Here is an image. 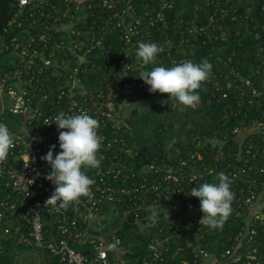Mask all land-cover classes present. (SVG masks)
<instances>
[{"label":"trees","instance_id":"obj_1","mask_svg":"<svg viewBox=\"0 0 264 264\" xmlns=\"http://www.w3.org/2000/svg\"><path fill=\"white\" fill-rule=\"evenodd\" d=\"M104 1L30 0L9 25L17 0H0V74L12 68L7 57L17 56L11 40L31 39L28 51L50 60L43 94L53 101L67 91L77 68L78 85L61 108L85 100L84 108L95 103L90 112L101 106L110 113L98 130L103 141L76 144L89 167L111 165L123 175V183L113 182L126 191L123 203L105 207L113 215L107 228L114 225L123 242V264H264V225L242 202L260 164L249 159L245 174L231 176L259 138L253 125L264 124V0ZM40 108L44 115L62 111ZM40 119L32 124L41 126ZM26 127L0 110V133ZM0 154H7L1 139ZM89 167L65 172L90 175ZM168 171L179 185L163 179ZM3 180L0 199L11 194ZM196 214L205 220L200 230L191 223ZM16 219L0 221V264H14L25 246ZM155 240L164 261L151 258ZM232 248L237 261L224 255ZM45 255L46 264H57Z\"/></svg>","mask_w":264,"mask_h":264},{"label":"built area","instance_id":"obj_2","mask_svg":"<svg viewBox=\"0 0 264 264\" xmlns=\"http://www.w3.org/2000/svg\"><path fill=\"white\" fill-rule=\"evenodd\" d=\"M29 3L30 0H17L18 11L9 25L15 22L16 17L22 14L23 8ZM104 5L110 7L112 1L105 0ZM19 39H12L10 43L17 55V58L11 60L12 68L0 74V110L5 111L3 98L7 97L10 100L8 112L23 118L27 127L25 132L4 128L0 133V139L7 152L6 155L0 154V177L4 179V186L11 192L0 199V209L3 210L0 211V221L5 215L17 217L16 221L23 224L16 226L21 242L43 250L51 262L123 264V242L116 235L114 225L111 224L109 228L106 226L112 223L113 215L101 217L103 211L111 210L105 208L107 205L113 202L123 203L120 196L126 191L123 185L113 183L118 178L122 179L123 183L121 171L117 170L118 168L113 169L111 165L89 167L84 162L89 167L88 171H91L90 175L71 176L65 172L66 168H74V165L68 166L70 156L68 157L65 148V136L68 137V132L73 134L75 143L79 139L86 143L94 137L103 141L104 136L99 135L98 130L100 125L105 126L111 115L103 111L101 106L90 112L89 108L95 103L91 102L90 107L88 105V108H84L85 100L81 105L75 100L70 101L68 111L61 108L62 98L71 97L72 90L78 85L79 80L75 76L77 68L69 75L70 88H67V91L61 88L59 95L51 101L47 94H43L45 90H41L43 82H46V78L41 77L48 69L50 60L38 57L36 50L28 51L31 39L26 40L24 45ZM40 90L42 95L36 99L33 93ZM43 103L49 111L52 110L53 104L62 111L59 114L44 115L40 110ZM36 117L41 118L40 124L43 128L32 124ZM62 118L69 119V122H63ZM252 129L257 132L259 138L245 147L247 159L243 160V166L232 169L231 176L235 179L239 174H245L247 160H258L260 166L255 170L257 176L251 180L242 202L252 209L253 219L262 221L264 225V124L255 123ZM58 151L60 155L57 154ZM238 159L241 160L239 152L236 160ZM58 169L61 171L60 175L57 179L52 178L51 173H57ZM212 170L206 172L211 173ZM189 175L191 179L196 178L195 174ZM163 179L179 185L178 177L171 171H168ZM134 220L140 222L137 217ZM191 220L199 230L205 223L202 214L194 215ZM121 226L123 222L118 227ZM4 232L8 233L9 228H5ZM250 233L254 234V230ZM154 243L156 247L162 244L160 240H155ZM234 251L232 248V251L227 250L224 255L237 261L241 256L237 253L234 255ZM162 252L160 247L152 251V260L164 261ZM199 253L203 257L207 256L202 250H199ZM250 258L254 259V255L251 254ZM143 264L149 263L143 261Z\"/></svg>","mask_w":264,"mask_h":264},{"label":"rangeland","instance_id":"obj_3","mask_svg":"<svg viewBox=\"0 0 264 264\" xmlns=\"http://www.w3.org/2000/svg\"><path fill=\"white\" fill-rule=\"evenodd\" d=\"M78 2L83 1V0H76ZM13 55H10L7 57L6 63H9L12 60ZM3 102H4V108L5 110H7L10 107V100L7 99V97L3 98ZM7 124L11 125L12 123L9 122V120H7ZM66 138V151L68 153V157L70 156L69 159V165H74V167H84L87 168L88 166L85 165L84 161L82 160V158L79 159V155L81 152H83V148L78 146L74 141V136L71 132H68V137L65 136ZM73 138V140H71ZM85 151L89 149H87L85 147L84 149ZM57 154L60 155L59 151L57 152ZM60 169H58L56 172L51 173V177L54 179H57L58 176L60 175L59 171ZM112 216V212L110 210H106L103 211L101 213V217L106 218V217H111ZM25 246L21 247L17 252H16V256L14 258V264H46L45 262V252L35 246H29L27 244L24 243Z\"/></svg>","mask_w":264,"mask_h":264}]
</instances>
